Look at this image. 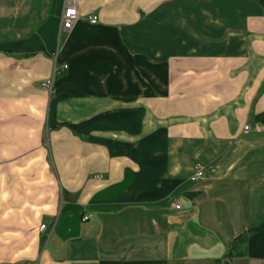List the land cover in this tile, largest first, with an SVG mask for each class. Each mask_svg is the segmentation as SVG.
<instances>
[{
  "label": "crops",
  "instance_id": "obj_1",
  "mask_svg": "<svg viewBox=\"0 0 264 264\" xmlns=\"http://www.w3.org/2000/svg\"><path fill=\"white\" fill-rule=\"evenodd\" d=\"M199 2L60 33L63 0H0V264H213L255 227L230 262H264V0Z\"/></svg>",
  "mask_w": 264,
  "mask_h": 264
},
{
  "label": "built area",
  "instance_id": "obj_2",
  "mask_svg": "<svg viewBox=\"0 0 264 264\" xmlns=\"http://www.w3.org/2000/svg\"><path fill=\"white\" fill-rule=\"evenodd\" d=\"M81 17L80 11H79V0H63L62 3V12L60 15V27L59 31L66 32L72 28V26L75 24V22ZM87 21L90 24H95L98 21V16L95 12L91 11L86 16ZM63 68H66V65H62ZM57 70V67L54 66V71ZM44 86H46L49 91H52L53 89V78L49 77L44 81ZM256 132L259 133L261 129L257 126L251 127L249 125H244L242 128L243 133H250V132ZM204 174L203 167L201 166H195L192 174L190 175L191 181H196L200 178H202ZM175 209H180V204L176 202L174 204ZM88 219V216H83L82 220L86 221ZM45 229V224H40L38 230L41 232Z\"/></svg>",
  "mask_w": 264,
  "mask_h": 264
},
{
  "label": "trees",
  "instance_id": "obj_3",
  "mask_svg": "<svg viewBox=\"0 0 264 264\" xmlns=\"http://www.w3.org/2000/svg\"><path fill=\"white\" fill-rule=\"evenodd\" d=\"M258 229H259L258 227L251 228L233 237L231 242L229 243L227 252L223 256L224 258L223 264H229V261L232 258L244 256L245 255L244 251H237L238 246L245 243L248 233L257 231Z\"/></svg>",
  "mask_w": 264,
  "mask_h": 264
},
{
  "label": "rangeland",
  "instance_id": "obj_4",
  "mask_svg": "<svg viewBox=\"0 0 264 264\" xmlns=\"http://www.w3.org/2000/svg\"><path fill=\"white\" fill-rule=\"evenodd\" d=\"M196 1H200V2H202V3H200V4H193L192 5V8H194L195 7V10H192V11H197V9L196 8H202V7H207V8H210V7H212V6H214L215 7V4H214V0H196ZM259 3V2H258ZM233 22V21H232ZM63 40V36H61L60 37V42ZM244 125H249V126H251V127H254V126H257V127H259L260 129H261V127L260 126H258V125H250V124H244ZM243 125V126H244ZM243 126H242V128H243ZM261 132V131H260ZM259 132V133H260ZM251 133V132H250ZM256 133V132H255ZM241 190H243V188H241ZM230 228H231V226H229ZM245 248H246V244L244 243V244H241V245H239L238 246V248H237V251H244L245 252ZM227 252V251H226ZM224 256V255H223ZM223 256H222V258H220V259H218V261L216 260V261H214V263L213 264H223L224 263V258H223ZM244 257V256H243ZM236 258V257H235ZM233 259V258H232ZM232 259L230 260V261H232ZM229 261V264H232L231 262ZM252 264H264V262H256V263H252Z\"/></svg>",
  "mask_w": 264,
  "mask_h": 264
}]
</instances>
